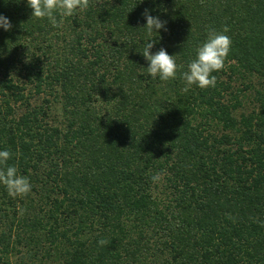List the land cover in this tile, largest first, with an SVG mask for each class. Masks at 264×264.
Wrapping results in <instances>:
<instances>
[{
  "label": "trees",
  "instance_id": "16d2710c",
  "mask_svg": "<svg viewBox=\"0 0 264 264\" xmlns=\"http://www.w3.org/2000/svg\"><path fill=\"white\" fill-rule=\"evenodd\" d=\"M31 12L0 0V151L32 185H0V264H264V0H90L59 28ZM225 25L216 86L183 92ZM149 40L176 79L148 75Z\"/></svg>",
  "mask_w": 264,
  "mask_h": 264
},
{
  "label": "clouds",
  "instance_id": "9594fccd",
  "mask_svg": "<svg viewBox=\"0 0 264 264\" xmlns=\"http://www.w3.org/2000/svg\"><path fill=\"white\" fill-rule=\"evenodd\" d=\"M26 5L32 10L31 17L36 19H47L53 27H61L65 18L73 16L78 10L85 11L89 7L90 0H25ZM142 16L146 20L143 26L146 34L151 37L153 33L163 29L167 31L166 21L149 14L145 9ZM59 17V19H58ZM11 23L8 18L0 15V28L5 31L11 30ZM230 31L225 25L222 31L214 28L207 29V39L195 49V58L187 64V70L181 72L180 78L184 83L182 91L187 93L193 86L200 89L214 88L216 86V76L214 72L223 70L225 60L230 52L231 38L226 35ZM155 40H149L142 51L143 58L147 61L146 71L153 79L168 82L176 79L177 70L184 65H177L174 55H169L164 48H160L155 53L153 48ZM12 157L9 150L0 151V185H3L9 197H25L32 188L28 177L19 175L15 165L8 166L7 161ZM160 179V174L152 176L153 182ZM109 241L101 238L98 246H107Z\"/></svg>",
  "mask_w": 264,
  "mask_h": 264
},
{
  "label": "rangeland",
  "instance_id": "374dc122",
  "mask_svg": "<svg viewBox=\"0 0 264 264\" xmlns=\"http://www.w3.org/2000/svg\"><path fill=\"white\" fill-rule=\"evenodd\" d=\"M51 113H53V114H52L53 119H54L55 121H58V119H59V112H58V110H57L56 107H53V108H52Z\"/></svg>",
  "mask_w": 264,
  "mask_h": 264
}]
</instances>
